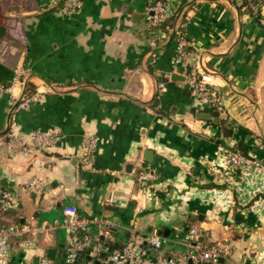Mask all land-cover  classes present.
<instances>
[{"label": "crops", "instance_id": "1", "mask_svg": "<svg viewBox=\"0 0 264 264\" xmlns=\"http://www.w3.org/2000/svg\"><path fill=\"white\" fill-rule=\"evenodd\" d=\"M81 1L64 12L60 0H0V82L7 87L0 93V183L43 182L19 192L17 205L0 215V225L15 222L30 239L15 246L26 250L24 264H33L35 247L63 243L56 236L63 226L46 235L37 229L62 219L66 204L91 220L93 234L104 218L117 226L109 230L119 241L129 229L168 231L175 239L164 251L176 256L195 225L202 244L229 248L220 263L264 264V170L257 164L264 163V0H167L178 7L169 31L149 29L154 0ZM178 33L185 45L173 66ZM193 70L219 109L194 95ZM35 90L39 99L17 109ZM212 110L219 115L200 117ZM47 127L57 130L56 141L30 146L31 131ZM89 136L96 146L86 167ZM223 146L249 161L229 166Z\"/></svg>", "mask_w": 264, "mask_h": 264}, {"label": "built area", "instance_id": "2", "mask_svg": "<svg viewBox=\"0 0 264 264\" xmlns=\"http://www.w3.org/2000/svg\"><path fill=\"white\" fill-rule=\"evenodd\" d=\"M81 5V0H71L67 1L61 7V10L72 12L80 9ZM169 12L170 6L168 3L156 0L146 15L147 24L156 25ZM176 41L179 49L172 61L173 66L180 62L183 54L185 39L182 33H178ZM148 42L150 46L156 45L157 41L154 33H151ZM188 80L197 98L204 100L206 104L211 105L213 108H220L214 90L206 83L204 77L193 70L190 72ZM6 89L4 83L0 82V93ZM39 97L40 92L37 90L28 95H23L17 102L16 108L26 109L36 102ZM57 137L58 133L54 127L36 128L30 133V146L35 148L51 146ZM1 142L0 139V144ZM20 144L24 148L27 146L24 142H20ZM95 146L96 137L89 136L84 140L82 162L86 167L92 165ZM222 150L226 155V162L231 167L249 161L248 157L231 148L223 146ZM257 164L264 170V163L257 162ZM149 176V173L143 175V177ZM42 185L43 182L39 178H31L19 184L16 189L0 183V215L17 205V194L19 192L41 189ZM90 221V219L80 215L75 205H64L60 222L54 219L52 222L43 223L37 229L46 235L53 233L59 225L65 227L67 234L63 241L64 256L57 263L53 258L46 255H38L37 261L33 264H95V261H98V264H222L219 262V258L229 253V248L219 242L202 244L199 240V228L195 225L189 226L182 237V242L186 245L185 252L175 256L167 255L165 251H161L165 243L174 241V236L169 237V235H165L157 229H150L145 232L129 229V236L124 240L116 241L111 236V230L107 228V226H115L110 219L104 218L97 221L96 234H93L90 230ZM132 226H134V223ZM23 234L24 230L17 223L0 225V264H16L15 257L10 251V241ZM19 243L22 246H29L30 239L25 237Z\"/></svg>", "mask_w": 264, "mask_h": 264}, {"label": "rangeland", "instance_id": "3", "mask_svg": "<svg viewBox=\"0 0 264 264\" xmlns=\"http://www.w3.org/2000/svg\"><path fill=\"white\" fill-rule=\"evenodd\" d=\"M262 82H263V84H262V89H261V91H260V103H261V105H262V108H261V115H262V121H263V125H262V128H261V131L262 132H264V76L262 77ZM7 214V212L6 213H4V215H6ZM60 217H59V222H60ZM48 221H52L53 219L51 218V219H47ZM13 223H15V222H13ZM42 223V222H41ZM62 228V229H61ZM60 228V231H59V233H58V235L56 234V236L58 237V236H61V238H62V240L66 237V229H65V227H61ZM174 233V232H173ZM41 234H43V233H41ZM55 234V233H54ZM44 235V234H43ZM119 233H114V238H116V241L118 240V237H119ZM171 237L174 235V234H169ZM25 238V236H20V237H17V238H15V241L16 242H12V245H13V247L11 248L10 247V251L13 253V255H14V257H15V260H16V264H24L25 263V261H27L26 259L28 258V256L26 257V255L24 256V257H21V255H20V251H24L25 249L24 248H18V249H15V246H16V243H17V241H21V240H23ZM171 242H167V243H165L164 245H163V247L161 248V251H164L167 247H169V244H170ZM48 246H50L49 244H47L46 246H41V247H35V253H33V254H35V255H40V256H42V255H45V253H46V249H47V247ZM41 248V249H40ZM26 251V250H25Z\"/></svg>", "mask_w": 264, "mask_h": 264}, {"label": "water", "instance_id": "4", "mask_svg": "<svg viewBox=\"0 0 264 264\" xmlns=\"http://www.w3.org/2000/svg\"><path fill=\"white\" fill-rule=\"evenodd\" d=\"M3 29H4V27L0 26V32H2ZM218 115H219L218 110H212V111L202 112L200 117L201 118H211V117H217ZM108 229H111L114 232L118 231L117 226H108ZM160 232H162L165 235L169 234L168 231H160ZM127 236H129L128 232L126 233V235L123 237L122 240H124ZM63 247H64L63 243H60L57 247H48L46 249L45 255L50 257V258H53L57 263H59V260L64 256ZM78 258H79V255H78ZM37 259H38V256H35L32 263H35L37 261ZM95 264H98V261H95Z\"/></svg>", "mask_w": 264, "mask_h": 264}, {"label": "trees", "instance_id": "5", "mask_svg": "<svg viewBox=\"0 0 264 264\" xmlns=\"http://www.w3.org/2000/svg\"><path fill=\"white\" fill-rule=\"evenodd\" d=\"M66 1L67 0H60V2L58 3V5H64L66 3ZM155 1L156 0H154V2ZM161 1L163 3H168L167 0H161ZM260 2H261V0H242L241 4L242 5H246V6H252V5H255L256 4L258 6L260 4ZM177 10H178V7H175L174 8L173 6H171L170 7V12L167 15H165L163 17V19L156 24V26L155 25H151V24H149L148 26L149 27H152L153 29L156 28V27H158V28L161 27L162 29H165V30L169 31V28L174 23L175 14H176ZM30 93H32V92L31 91H28V92H26V95H28Z\"/></svg>", "mask_w": 264, "mask_h": 264}]
</instances>
